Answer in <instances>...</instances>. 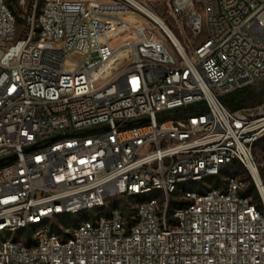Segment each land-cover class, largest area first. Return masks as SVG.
Returning <instances> with one entry per match:
<instances>
[{
    "label": "built area",
    "instance_id": "1",
    "mask_svg": "<svg viewBox=\"0 0 264 264\" xmlns=\"http://www.w3.org/2000/svg\"><path fill=\"white\" fill-rule=\"evenodd\" d=\"M166 3L0 0V264H264V0Z\"/></svg>",
    "mask_w": 264,
    "mask_h": 264
},
{
    "label": "rangeland",
    "instance_id": "2",
    "mask_svg": "<svg viewBox=\"0 0 264 264\" xmlns=\"http://www.w3.org/2000/svg\"><path fill=\"white\" fill-rule=\"evenodd\" d=\"M151 6L155 9V11L164 19L166 20V22L168 24H170L171 26L174 27V19L169 15L168 13V5L166 3V0H149ZM254 87V91L257 93H263L264 94V79L259 81L258 83L252 85ZM259 102L258 99L254 102V104L256 105L257 103L259 104L261 101L264 100V96H259ZM253 104V105H254ZM264 149V137H262L257 143H256V151H257V155L259 157V160L261 162V168H262V172L264 175V158L262 155V150ZM239 171L242 172L241 168H238ZM230 173V167H228L227 169H224L222 171V173L218 176H210L205 178L203 181L200 182H185L183 183V185L185 187H191V186H198V185H202V184H211L214 183L216 180H220L223 181L224 178ZM242 174H245L244 172ZM115 205H121L127 213L133 212V201L132 199L126 197V196H115V197H109L106 201V206L105 207H97V208H90V209H85L81 212L75 213V214H70L65 216L61 221L60 220H53L55 222L56 225H60L61 222L64 223H75L77 224L79 220L84 219V218H94L96 217L98 214L102 213V212H107L109 210L110 207L115 206ZM30 229H21L18 230L14 233H12V236L15 237V235L17 234H22L24 232H28ZM3 235L0 236V238Z\"/></svg>",
    "mask_w": 264,
    "mask_h": 264
},
{
    "label": "trees",
    "instance_id": "3",
    "mask_svg": "<svg viewBox=\"0 0 264 264\" xmlns=\"http://www.w3.org/2000/svg\"><path fill=\"white\" fill-rule=\"evenodd\" d=\"M264 96L263 93H257L254 91V87L251 86H247L241 89H238L226 96L223 97V101L225 102V104L232 110H237L243 107H248V106H253L254 102L258 99L259 102V96ZM263 102V101H261ZM260 102V103H261ZM258 104V103H257ZM256 104V105H257ZM255 105V104H254ZM192 110L196 111V107H192ZM264 176V175H263ZM247 180H249V184L246 187V189H244L242 191L243 195H251L253 193L254 197H256L260 202L261 198L260 195L258 193V191L255 188L254 183L250 180V178L247 176ZM215 185H219L220 184V180H216L214 182ZM197 188H199V190H201V185L196 186ZM176 201H173V203Z\"/></svg>",
    "mask_w": 264,
    "mask_h": 264
},
{
    "label": "bare ground",
    "instance_id": "4",
    "mask_svg": "<svg viewBox=\"0 0 264 264\" xmlns=\"http://www.w3.org/2000/svg\"><path fill=\"white\" fill-rule=\"evenodd\" d=\"M143 9L148 12L150 15H152L160 24L161 26L166 29L174 38H176V35L175 33L172 31V29L169 27V25L165 22V20L160 16L158 15L155 11H153L152 9L146 7Z\"/></svg>",
    "mask_w": 264,
    "mask_h": 264
},
{
    "label": "water",
    "instance_id": "5",
    "mask_svg": "<svg viewBox=\"0 0 264 264\" xmlns=\"http://www.w3.org/2000/svg\"><path fill=\"white\" fill-rule=\"evenodd\" d=\"M145 120H147V119H145ZM105 128H108V127L106 126ZM15 158H16L15 155L14 156H11L10 157V160H14ZM2 164H4V161L3 160H0V165H2Z\"/></svg>",
    "mask_w": 264,
    "mask_h": 264
}]
</instances>
